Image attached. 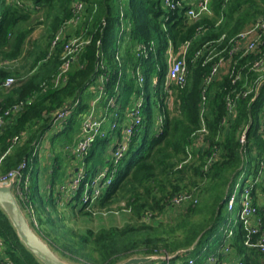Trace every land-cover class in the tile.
I'll return each instance as SVG.
<instances>
[{
  "label": "trees",
  "instance_id": "trees-1",
  "mask_svg": "<svg viewBox=\"0 0 264 264\" xmlns=\"http://www.w3.org/2000/svg\"><path fill=\"white\" fill-rule=\"evenodd\" d=\"M178 1L181 5L171 10L163 7L162 0H128L125 18L130 23V31L126 38L118 35L120 10L116 0H83L82 20L63 42L81 34L89 43L70 64L65 83L55 87L52 81L61 64L63 42L52 52H49L50 44L71 18L73 0H0V114L11 110L0 127V176L17 169L26 160L23 176L28 177L29 204L20 203L29 218L36 221V224L31 222L34 230L69 262L117 264L133 255L174 254L192 248L186 254L175 256L171 264H188L189 257L194 259V264H206L210 255L220 260L239 258L242 264H264V253L244 244L247 233L241 223L232 227L228 256L222 253L227 240L224 232L227 219L239 210L229 213L225 196L243 172L246 177L242 186H248L264 159V80L260 83V74L246 71L252 62L264 60V38L262 44L243 56L241 52L233 56L225 52L237 69L244 66L241 78L233 84L225 65V70L206 87L202 102L204 78L224 55L218 54L203 64L208 52L202 48L206 46L214 53L226 48L228 52L231 40L264 16V0H211L212 14L197 19H190L186 15L189 6L183 0ZM40 9L45 13V23L50 22L46 43L35 48V42L31 41L30 50L24 53L23 48L34 31V26L27 28V24ZM35 24H39L37 19ZM98 41L104 52L103 70L96 69ZM185 41L191 43L184 56L187 83L182 89L174 85L165 88L167 48L172 45L177 52ZM139 43H153V52H148L146 58L136 57L134 50ZM199 50H204L203 56L196 57ZM118 51L120 67L116 60ZM21 58L23 67L27 64L22 72L6 66ZM136 66L141 67L145 77L141 89L126 72L127 68ZM121 71L123 93L149 89L147 96L142 92L141 126L118 163L111 185L102 190L89 208L81 204L84 184L75 194L69 193V199L63 200L61 194L65 192L55 186L56 168L51 172L49 183L38 184V156H31L33 148L53 125L52 115L56 110L79 97V105L64 121L65 128L59 131L67 135L68 129L88 109L91 95H84L88 84L103 73L109 75L110 89L119 80ZM7 77H13L15 82L3 88L1 84ZM153 78H157L154 86ZM128 101L129 98L122 100V110ZM157 118L161 120L160 125ZM243 133L245 138L241 143ZM24 134L26 137L21 140ZM15 137L20 140L13 143ZM109 147L110 137L96 138L82 158L85 177L97 172V162L107 160L108 163L110 156L107 158L105 154ZM222 181V189L216 195L211 193ZM263 191L262 182L252 189L257 207L256 199ZM182 193L190 196V205L174 206L180 207L176 217L159 219V215L173 206L171 199ZM197 197L200 202L194 203ZM201 197L204 211L197 209ZM77 206L79 214L84 215L111 211L116 206L125 209L129 218L123 226L77 233L62 223L61 212L69 208L73 213ZM148 214H151L150 221L145 220ZM259 216L264 226V206L259 207ZM0 238L5 245L4 253L13 264H42L19 240L1 208Z\"/></svg>",
  "mask_w": 264,
  "mask_h": 264
},
{
  "label": "built area",
  "instance_id": "built-area-1",
  "mask_svg": "<svg viewBox=\"0 0 264 264\" xmlns=\"http://www.w3.org/2000/svg\"><path fill=\"white\" fill-rule=\"evenodd\" d=\"M128 0H116V4L120 10L119 13V37L125 36L128 38V32L130 31V23L125 18V7ZM184 1V0H183ZM194 2L193 6L188 7L186 15L190 19H197L201 16L211 15L210 2L211 0H192ZM163 7L167 9H175L181 5V1L178 0H162ZM85 13V6L83 0H73L72 2V16L68 19L60 30L53 37L49 52H52L58 43L63 42L69 31L74 30L78 27L82 20V16ZM106 20L103 19L102 26L105 25ZM264 38V16L260 17L252 26H250L245 31L239 33L234 37L231 42L232 46L226 51V48L214 53L213 49L206 48L204 46L205 52H208L203 60V64L217 56L222 55L212 66L209 74L204 78L203 90H202V102L205 101V89L206 87L218 77L220 71L225 69V65L228 66L229 78L233 84H236L241 78V69L244 70V66L237 69L235 62H230L228 56H233L238 52H241L240 56L248 54L249 52L255 50L260 44H262ZM89 43V39H84L81 34L74 35L67 41L63 42L62 45V55L61 64L58 68V72L55 74L53 79V84L55 87L65 83L66 73L70 68V64L75 60L77 54L84 49L85 45ZM190 41H185L178 49L177 52L174 51L172 45H169L166 51V74H165V88L169 85L177 86L179 89L185 87L187 83V64L185 62L184 56L190 48ZM96 57L97 63L96 69L103 70L105 68V63L103 60L104 52L100 49V41L97 42ZM153 43L149 45L137 44L134 50L136 57L146 58L148 52H153ZM204 50H199L196 53V57L203 56ZM225 52L227 55H225ZM116 60L118 66L122 65L120 58V51L116 54ZM247 72L255 71L258 74H263L260 76V83L264 80V60H257L252 62V64L246 70ZM126 72L128 77L131 78L141 89L144 84L145 77L142 74L141 67L136 66L134 68H127ZM122 71L118 73L119 80L114 86H112L111 92L109 87V75L100 73L96 78H94L86 87L91 93L92 97L89 101V106L84 113L81 120V131L77 143L72 148V154L80 159H82L93 142L97 137L106 138L111 135V132H115L118 137L115 142L110 146V158L105 167H103L99 172H96L93 176L85 177L83 172V164L80 168L74 172L69 182L61 186L60 191H64L66 199H69L68 195L71 193L75 194L80 189V186L84 184L81 193V204L90 205L102 192V190L111 185L113 176L117 170L118 163L124 156L128 149L129 143L132 136L135 134L137 129L141 126L143 121L142 117V106L144 102L143 91L136 93L133 91L131 98L127 102L125 108L122 110V96L124 90L121 88L122 83ZM15 79L13 77H8L1 84L3 88H9ZM157 78L152 79V85H156ZM260 83L257 84L255 92L258 90ZM45 85V84H43ZM251 92L244 91V95H248ZM29 103V102H28ZM79 105V97H77L74 102L70 103L68 106H64L56 110L52 115L53 125L59 122L65 121L69 116L71 111ZM230 107V104H229ZM17 109V108H16ZM15 110V109H13ZM11 110L4 111L0 114V127L4 125L5 118L10 115ZM108 123V128L104 125ZM161 120L157 118V124L160 125ZM203 131V130H202ZM119 132V134L117 133ZM25 134L21 137V140L25 138ZM244 133L240 138V142H244ZM264 138V132H263ZM20 138H13L12 142L16 143ZM38 156V146L35 145L31 156ZM27 168V162L24 160L17 169L8 172L6 175L0 176V183H6L10 178H14L13 192L19 201L23 204L28 203V177L23 176V171ZM260 182L264 185V159L260 163V169L256 178H254L248 186H242L239 190L237 183L235 184L232 191L228 192L225 196L226 199V210L231 213L236 208L238 215V222L241 223L244 230L246 231V238L244 244L248 247L256 248L261 253H264V226L262 218L259 216V207L254 204V199L252 196V189L256 184ZM259 196L262 202H264V191L259 192ZM190 202V196L182 193L175 195L171 199V204L173 206H183ZM196 203L197 201H193ZM238 205V206H236ZM30 209V208H29ZM146 221L151 220V214L145 217ZM232 225L230 221L226 223L224 229L225 234H227V240L223 244L222 253L223 256H228L230 249L228 245V238L232 235ZM5 245L3 240L0 238V264H13L4 253ZM192 248L187 250H181V253H188ZM151 255L161 256L162 260L152 261L148 264H171L172 259L169 258V253L166 252H154ZM188 264H194V259L187 258ZM206 264H242L239 258H223L220 260L215 255H210L206 258Z\"/></svg>",
  "mask_w": 264,
  "mask_h": 264
},
{
  "label": "rangeland",
  "instance_id": "rangeland-1",
  "mask_svg": "<svg viewBox=\"0 0 264 264\" xmlns=\"http://www.w3.org/2000/svg\"><path fill=\"white\" fill-rule=\"evenodd\" d=\"M33 19L32 21H30L29 24H27V28H33L34 31H32L31 36H30V41H34L35 42V48L38 47H43L46 43L45 37H46V31L48 29V25L50 22L45 23V13L43 11V9L37 10L36 12H34L33 14ZM38 20L39 24H35L36 23V19ZM41 23V24H40ZM69 32H72L69 31ZM36 35V37H35ZM29 41V40H27ZM36 43L37 47H36ZM21 63H24L23 58H21ZM8 64V63H7ZM27 66V64L25 65ZM24 66V68H25ZM23 67H18L19 71L22 72V70L24 69ZM223 71V70H222ZM8 78V77H7ZM145 95H148L149 89H146ZM126 98H131V94L130 92H126L123 96H122V100L126 99ZM82 120V119H81ZM81 123V121L79 122V124ZM79 124L76 122L73 126V131L74 132H68L67 135H63L60 134V132L57 133H53L54 132V125L52 127H50L48 129V132L46 133L48 135V137L45 139L47 140L48 144H50L51 142V148H50V152L52 154L51 158L47 156V158L51 159L50 160V167L52 168L53 166H56V175H55V181L57 185H60L61 183H63L66 179V177L69 174V171L74 170L78 167H80V159L76 156H74L72 154V148L75 145V139H76V135H80V132H77V129L79 128ZM81 131V130H80ZM45 134V135H46ZM52 135H56L53 136ZM51 136V137H50ZM53 138V141H52ZM104 138V137H101ZM48 150V148H47ZM43 152V149L41 150ZM100 152V151H99ZM47 155V154H46ZM40 161V157H38V162H37V167L40 171V166L43 168L46 166L45 162H39ZM107 165V162L105 161H100L97 162V170L96 171H100L101 168L105 167ZM48 166L46 168L43 169H47ZM246 175L245 172H243L239 178H238V182H237V188H238V194H239V190L242 187V183L245 179ZM212 181L209 182V184H211ZM38 184L41 185L42 184V180L41 177L39 175V180H38ZM64 185V183H63ZM222 185H223V181L218 183L217 186H215V191H211V193H213L214 195H216V193H218L220 191V189H222ZM224 192L226 191V187L224 189ZM66 197V196H64ZM63 197V200H66V198ZM197 202H200V198L197 197ZM36 201H39V196L36 197ZM122 205V204H121ZM186 206H189L190 204L186 203ZM183 205V206H185ZM238 206V205H236ZM182 207V206H180ZM180 207H170L169 209H167V211L162 214L159 215V219H164V220H168L169 218H173L176 217V214L179 211ZM78 206L76 208V210H73V213L70 212V209H65L62 212V223L68 227L71 228L72 230L76 231L77 233H84L87 230H93V231H98L100 228L103 227H109V226H123L129 218V213L124 209H118V207L114 206L112 208L111 211H106L103 213H95L93 215H84V214H79L78 210ZM89 208V207H87ZM205 208V204L203 201V197H201V203L197 206L198 211H204ZM25 208L23 207V210ZM206 211V209H205ZM26 213V212H25ZM27 217L28 213H26ZM31 219V218H30ZM33 218L31 219V222L33 224H36V221H32ZM230 221V224L232 226H236L237 222H238V215L237 212H234L233 214L230 215V217L227 219V222ZM226 223V222H225ZM33 224H31L33 226ZM41 228H44L43 225H41ZM45 229V228H44ZM39 234V233H37ZM40 235V234H39ZM51 241V240H50ZM52 243H54L53 241H51ZM125 260V259H124ZM176 263H179V261H176Z\"/></svg>",
  "mask_w": 264,
  "mask_h": 264
},
{
  "label": "water",
  "instance_id": "water-1",
  "mask_svg": "<svg viewBox=\"0 0 264 264\" xmlns=\"http://www.w3.org/2000/svg\"><path fill=\"white\" fill-rule=\"evenodd\" d=\"M14 178H10L6 183H0V208L8 217L13 229L22 244L36 257L42 264H75L61 258L51 246L34 230L31 219L27 217L25 210L13 192ZM178 251L169 256L173 259L180 254ZM161 256L133 255L120 261L117 264H148L152 261L162 260Z\"/></svg>",
  "mask_w": 264,
  "mask_h": 264
},
{
  "label": "crops",
  "instance_id": "crops-1",
  "mask_svg": "<svg viewBox=\"0 0 264 264\" xmlns=\"http://www.w3.org/2000/svg\"><path fill=\"white\" fill-rule=\"evenodd\" d=\"M184 2H186V4L190 7V6H193L194 5V2L192 1V0H184ZM210 4H211V2H210ZM210 11H211V14H212V9L210 8ZM248 29V28H247ZM35 37H36V35H35ZM30 43H31V41H30V38H29V41H27L26 42V44H25V48H23V51H24V53L25 52H27V51H29L30 50ZM23 65L24 64H22L21 63V59H18V60H14V61H10L8 64H6V66L7 67H9L11 70H13V71H15V70H17L18 69V67H23ZM26 65V64H25ZM24 68V67H23ZM19 70V69H18ZM225 70V69H224ZM260 76L261 77H263V74H260ZM88 94H90L91 95V97H92V93L86 88V90H85V92H84V95H88ZM89 100H91V98L90 99H88V101ZM86 112V111H85ZM84 112V113H85ZM84 113H83V115H84ZM83 115L81 116V117H79V121L77 122L78 124H79V122L81 121V119H82V117H83ZM65 123H64V121L63 122H59L58 124H56V125H52L53 127H54V132L53 133H57V132H59V131H61V129H64L65 128V125H64ZM108 123H106L105 125H104V127L105 128H108ZM51 126V127H52ZM80 130H81V123L79 124V128L77 129V132H80ZM48 132V130L44 133V135L42 136V138L40 139V141L37 143V145L36 146H38V153H39V157H40V161L39 162H45L46 163V166L45 167H43V168H46L47 166H48V168L47 169H43L41 166H40V171H39V175H40V177H41V180H42V184H45V183H49L50 182V178H51V172H52V170L54 169V168H57L56 166H53L52 168L50 167V160L51 159H49V158H47V156L48 157H50L51 158V156H52V154H51V152H50V148H51V143L50 144H48V142H47V140L45 139V137L47 138L48 137V135L46 134ZM67 132H74L73 131V126H71L69 129H68V131ZM46 134V135H45ZM53 136H56V135H52V137ZM51 137V136H50ZM108 137H110V146L115 142V140L117 139V137H118V135L115 133V132H111V135H110V133H109V136ZM78 138H79V136L78 135H76V139H75V144L77 143V141H78ZM52 141H53V138H52ZM75 146V145H74ZM47 148H48V150H47ZM43 149V152L41 151ZM47 154V155H46ZM110 156V147L107 149V151H106V154H105V157H109ZM80 159V158H79ZM107 160H105V162H106ZM38 162V161H37ZM82 164H83V159H80V167L82 166ZM96 165H97V163H96ZM80 167H78V168H80ZM97 167V166H96ZM77 168V169H78ZM102 169V168H101ZM74 172H76V168L74 169V170H71V171H69V174H68V176L66 177V179H65V181L63 182L64 183V185L67 183V182H69V180L71 179V177H72V175L74 174ZM98 172V171H97ZM63 183H61L60 185H57L56 184V181H55V186H56V189L58 190V189H60L61 188V186H63ZM46 187L48 188L49 187V184H46ZM61 195H63L64 196V194H61ZM259 196V195H258ZM61 199H63L62 198V196H61ZM256 201H257V204H258V206L261 208V207H263L264 206V202H262L261 201V199H260V197H259V199H256Z\"/></svg>",
  "mask_w": 264,
  "mask_h": 264
}]
</instances>
